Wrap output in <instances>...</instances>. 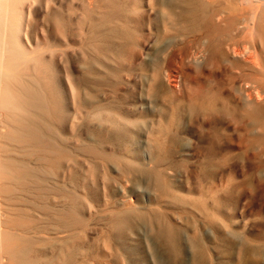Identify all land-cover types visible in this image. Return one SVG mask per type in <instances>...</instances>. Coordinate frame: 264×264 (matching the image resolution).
I'll return each instance as SVG.
<instances>
[{
	"label": "bare ground",
	"instance_id": "bare-ground-1",
	"mask_svg": "<svg viewBox=\"0 0 264 264\" xmlns=\"http://www.w3.org/2000/svg\"><path fill=\"white\" fill-rule=\"evenodd\" d=\"M143 20L150 21L151 31L158 35L150 48L153 33L142 31ZM136 59L146 71L144 94L130 106L122 100L120 84L128 78L122 71ZM238 77L244 83L237 92ZM207 87L214 90L212 97L226 92L228 106L241 102V116L251 124L263 120L264 0H0V264L75 262V247L69 246L68 239L63 242L65 249L61 238L49 239L51 250L46 254L43 235L49 227L44 215H39V225L31 226L32 184L41 189L49 181L45 142L62 159L67 153L65 139L74 143L81 137L83 149L123 157L124 168L141 180L160 184L162 166L170 164L164 162L158 138L164 133L168 110L156 105L161 100L195 102ZM197 107L194 103L190 107L189 127L199 122L200 115L208 122L219 118L217 112L213 115L205 106ZM237 111L228 110L229 117L236 119ZM47 117L60 123L55 147L56 136H46ZM83 117L93 122L89 131L81 122ZM67 129L71 133L63 135ZM124 138L131 145L117 148ZM32 142L37 145L34 166ZM167 153L174 155L172 150ZM65 158V162L59 159L63 172ZM133 214L125 209L118 218ZM134 218L135 225L146 221L142 213ZM155 230L165 257L171 259L181 235L164 224ZM52 246L57 250L52 251ZM205 254L201 239L195 238L193 264H202Z\"/></svg>",
	"mask_w": 264,
	"mask_h": 264
},
{
	"label": "rangeland",
	"instance_id": "rangeland-1",
	"mask_svg": "<svg viewBox=\"0 0 264 264\" xmlns=\"http://www.w3.org/2000/svg\"><path fill=\"white\" fill-rule=\"evenodd\" d=\"M226 6L230 10L235 8L231 4ZM141 25L144 33H153L148 45L150 48L158 35L155 30L151 31L150 21L143 20ZM144 55V58L149 57ZM71 61L70 58L69 63ZM140 61L136 59L133 65L122 71L128 75L120 84L124 88L122 100L130 106H135V99L139 100L144 94L143 76L146 71L143 64H139ZM183 62L186 65L188 58L184 57ZM243 83L240 77L235 79L237 92ZM223 93L212 97L215 92L207 87L195 102L185 99L174 102L161 100L158 102L160 105L157 103V108L166 107L168 110L164 133L158 138L164 162L170 163L162 166L164 170L160 174V184L141 180L133 171L124 168L123 157L83 149L84 140L81 137L74 143L65 139L67 153L62 159L57 149L53 151L50 142H45L44 169L49 181L41 189L32 184L31 226L35 228L40 224L39 215L45 216L44 224L46 228L49 227L43 235L46 237V254H50L51 250L49 239L57 241L61 238L64 249L66 244L63 242L67 239L70 240L67 241L69 246L75 247V262L70 264H179L182 260L185 264H193L192 242L198 238L206 252L202 264H264V118L251 124V120L248 122L247 118L241 116V102L235 103L236 107H230L224 101L228 94ZM193 103L198 109L205 106L210 114L217 112L219 118L208 122L200 115L199 122L189 127ZM222 107L227 111L223 112ZM228 110H238V117H229ZM81 122L89 131L93 122L86 117ZM59 126L57 119L47 117L45 132L46 136H56L54 147L60 137ZM68 133H71V129L65 130L63 135ZM126 141L123 140L116 147L123 149L131 145L130 141ZM35 144L32 142L31 145L33 166L37 162ZM168 149L173 151V156H168ZM65 157L67 166L64 175L59 159L64 161ZM54 158L58 159L56 163ZM76 204L80 206V213ZM125 209L132 210L135 216L144 214L145 223L137 225V222L135 225V216L120 221L118 215ZM57 224L59 230H56ZM163 224L174 231L179 230L175 232L181 235L179 249L171 259L165 257L164 249L155 238V229ZM232 242L234 244L230 249L228 243ZM52 247V251L57 250L56 246ZM243 250L244 258L240 254Z\"/></svg>",
	"mask_w": 264,
	"mask_h": 264
}]
</instances>
